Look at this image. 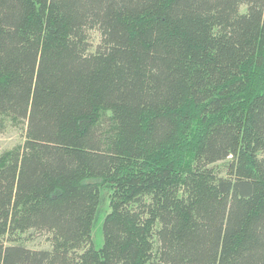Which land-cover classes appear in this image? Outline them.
I'll return each instance as SVG.
<instances>
[{
	"label": "trees",
	"instance_id": "obj_1",
	"mask_svg": "<svg viewBox=\"0 0 264 264\" xmlns=\"http://www.w3.org/2000/svg\"><path fill=\"white\" fill-rule=\"evenodd\" d=\"M0 114V264H264V0H0Z\"/></svg>",
	"mask_w": 264,
	"mask_h": 264
},
{
	"label": "rangeland",
	"instance_id": "obj_2",
	"mask_svg": "<svg viewBox=\"0 0 264 264\" xmlns=\"http://www.w3.org/2000/svg\"><path fill=\"white\" fill-rule=\"evenodd\" d=\"M247 12V7L242 6L240 13L244 14ZM88 39L92 52L97 50V47L102 43L101 33L97 29H93L88 32ZM111 112L105 111L100 113L101 130L105 131L111 126ZM26 131L27 121L19 120L10 115L0 114V157L6 153L19 151L23 148L26 142ZM217 171L223 169V163H218L214 166ZM105 204L101 209L100 215L98 216L93 233L92 240L95 248L98 250L103 247L104 238L102 234V224L105 216L110 211L108 207V200L104 201ZM25 245L32 250H49L50 235L38 232H29L26 236Z\"/></svg>",
	"mask_w": 264,
	"mask_h": 264
}]
</instances>
